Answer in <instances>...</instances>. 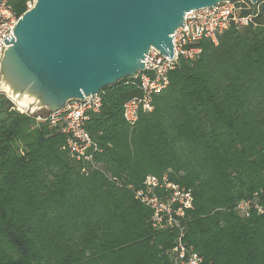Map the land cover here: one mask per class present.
<instances>
[{
    "label": "trees",
    "instance_id": "16d2710c",
    "mask_svg": "<svg viewBox=\"0 0 264 264\" xmlns=\"http://www.w3.org/2000/svg\"><path fill=\"white\" fill-rule=\"evenodd\" d=\"M28 1L10 3L21 15ZM242 13L252 22L180 58L133 126L122 105L139 95L136 81L103 88L85 125L98 169L36 120L45 109L21 113L0 93V264H173L176 232L155 229L135 195L148 174L191 192L185 241L202 264H264V0Z\"/></svg>",
    "mask_w": 264,
    "mask_h": 264
},
{
    "label": "water",
    "instance_id": "95a60500",
    "mask_svg": "<svg viewBox=\"0 0 264 264\" xmlns=\"http://www.w3.org/2000/svg\"><path fill=\"white\" fill-rule=\"evenodd\" d=\"M221 1L229 0H34L3 39L0 91L46 116L133 79L151 47L172 58L185 13Z\"/></svg>",
    "mask_w": 264,
    "mask_h": 264
},
{
    "label": "built area",
    "instance_id": "2783aa9c",
    "mask_svg": "<svg viewBox=\"0 0 264 264\" xmlns=\"http://www.w3.org/2000/svg\"><path fill=\"white\" fill-rule=\"evenodd\" d=\"M27 2L26 10L33 6ZM248 3L235 0L221 1L210 7L193 9L185 13L183 27H178L172 34L173 55L170 58L151 47L144 58V69L139 70L135 80L139 95L126 100L122 105V118L129 125L137 123L142 113L151 112L154 108L153 98L164 91L169 84V72L179 63L180 58L195 60L202 52L200 42L209 40L218 43V37L231 25L244 27L252 22L250 14H243ZM10 0H0V61L7 45L3 39L13 33V27L19 17ZM1 66V65H0ZM15 109L28 113L17 102L8 97ZM103 95L84 96V99H70L57 110L46 116L38 114L36 120L48 121L66 134L65 146L70 154L81 164H88L98 169L94 155L100 147L87 131L85 125L90 112H96L102 106ZM84 171V169H82ZM136 197L151 209L152 226L157 230L176 232L174 246L170 249L173 264H202V256L185 241L183 220L186 211L193 206L191 192L179 184L170 181L167 174H148L142 185L135 191ZM237 208L243 216H248V203L240 202Z\"/></svg>",
    "mask_w": 264,
    "mask_h": 264
},
{
    "label": "rangeland",
    "instance_id": "374dc122",
    "mask_svg": "<svg viewBox=\"0 0 264 264\" xmlns=\"http://www.w3.org/2000/svg\"><path fill=\"white\" fill-rule=\"evenodd\" d=\"M235 1H236V2H239V3H240V2H245L246 4H247V3L252 4L249 0H235ZM258 1H259V0H258ZM258 1H257V2H258ZM0 93H3V91H0ZM10 102H11V101H10ZM11 104H12V106L15 107V105H13L12 102H11ZM17 104H18V103H17ZM12 106H11V107H12ZM18 106H20V105L18 104ZM11 107H10V108H11ZM20 107H21V106H20ZM21 108H22V107H21ZM11 109H12V108H11ZM22 109H23V108H22Z\"/></svg>",
    "mask_w": 264,
    "mask_h": 264
}]
</instances>
